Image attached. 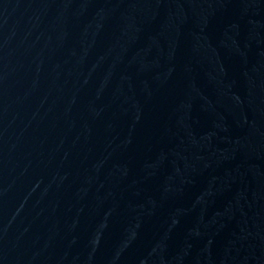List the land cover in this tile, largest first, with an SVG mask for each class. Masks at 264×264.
I'll return each instance as SVG.
<instances>
[{"label": "water", "instance_id": "water-1", "mask_svg": "<svg viewBox=\"0 0 264 264\" xmlns=\"http://www.w3.org/2000/svg\"><path fill=\"white\" fill-rule=\"evenodd\" d=\"M0 264H264V0H0Z\"/></svg>", "mask_w": 264, "mask_h": 264}]
</instances>
